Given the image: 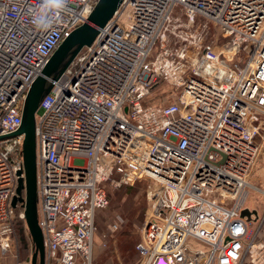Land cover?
I'll return each instance as SVG.
<instances>
[{
  "label": "built area",
  "instance_id": "1",
  "mask_svg": "<svg viewBox=\"0 0 264 264\" xmlns=\"http://www.w3.org/2000/svg\"><path fill=\"white\" fill-rule=\"evenodd\" d=\"M97 1L68 0L41 31L40 0H0V137L18 130L30 85ZM210 27L224 42L209 41ZM263 134L264 0H121L36 113L44 264H93L105 186L131 173L151 182L140 264H264V215H240L258 190L250 178ZM22 143L0 140V260L24 219L12 206Z\"/></svg>",
  "mask_w": 264,
  "mask_h": 264
},
{
  "label": "rangeland",
  "instance_id": "2",
  "mask_svg": "<svg viewBox=\"0 0 264 264\" xmlns=\"http://www.w3.org/2000/svg\"><path fill=\"white\" fill-rule=\"evenodd\" d=\"M208 36L209 41L215 40L217 44L224 42L213 27H210ZM261 141L259 138L260 143ZM112 180L119 184H106L109 203L95 218L93 264H140L141 257L136 247L141 243L143 225L150 209L148 193L151 182L134 173L126 174L124 182H118L119 175H114ZM250 184L262 192L250 188L245 206L255 207L264 215V147L250 178ZM20 224L26 227L25 220L16 217L10 251L1 258L0 264H14L17 259L33 255L34 245L27 227L23 229ZM257 226L255 223L249 225V236ZM257 241L264 242V221ZM188 242L192 248L202 247L194 240ZM243 264L251 263L245 261Z\"/></svg>",
  "mask_w": 264,
  "mask_h": 264
},
{
  "label": "water",
  "instance_id": "3",
  "mask_svg": "<svg viewBox=\"0 0 264 264\" xmlns=\"http://www.w3.org/2000/svg\"><path fill=\"white\" fill-rule=\"evenodd\" d=\"M121 0H98L87 20L66 36L49 57L39 76L30 85L22 104L21 125L18 130L4 138L18 135L23 136L22 160L23 179L18 181L16 196L12 199V206L23 202L24 220L34 245V253L30 264H44V250L42 233L37 221L36 204V174H35V117L39 104L51 89L52 81L56 80L74 61L80 51L89 46L97 31L113 15ZM23 193V198L21 194ZM255 210L245 208L241 217L249 218Z\"/></svg>",
  "mask_w": 264,
  "mask_h": 264
},
{
  "label": "clouds",
  "instance_id": "4",
  "mask_svg": "<svg viewBox=\"0 0 264 264\" xmlns=\"http://www.w3.org/2000/svg\"><path fill=\"white\" fill-rule=\"evenodd\" d=\"M67 4L68 0H40L32 15L34 27L41 31L49 30L66 10Z\"/></svg>",
  "mask_w": 264,
  "mask_h": 264
},
{
  "label": "trees",
  "instance_id": "5",
  "mask_svg": "<svg viewBox=\"0 0 264 264\" xmlns=\"http://www.w3.org/2000/svg\"><path fill=\"white\" fill-rule=\"evenodd\" d=\"M21 197L23 198V193L21 194ZM16 211H23V202H19V204L16 207ZM20 225H22L23 229L26 228L24 224H20ZM30 258L31 257H25V258H23L21 260H27V259H30Z\"/></svg>",
  "mask_w": 264,
  "mask_h": 264
},
{
  "label": "crops",
  "instance_id": "6",
  "mask_svg": "<svg viewBox=\"0 0 264 264\" xmlns=\"http://www.w3.org/2000/svg\"><path fill=\"white\" fill-rule=\"evenodd\" d=\"M249 210H255L256 212H257V215L260 217V216H262L263 214H261L260 213V211L257 209V208H255V207H247Z\"/></svg>",
  "mask_w": 264,
  "mask_h": 264
}]
</instances>
